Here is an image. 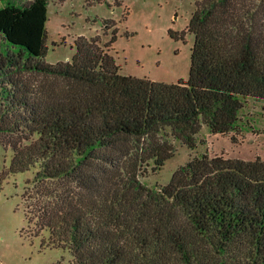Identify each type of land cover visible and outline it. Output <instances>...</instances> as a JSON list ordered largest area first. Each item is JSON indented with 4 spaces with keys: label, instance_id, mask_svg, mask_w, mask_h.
Segmentation results:
<instances>
[{
    "label": "trees",
    "instance_id": "1",
    "mask_svg": "<svg viewBox=\"0 0 264 264\" xmlns=\"http://www.w3.org/2000/svg\"><path fill=\"white\" fill-rule=\"evenodd\" d=\"M47 20L48 0L0 7V38L20 47L0 53V143L11 172L36 169L26 217L43 245L70 264H264V158L204 153L164 185L142 179L204 127L236 132L246 100L264 99V0H195L176 82L121 73L116 29L50 63Z\"/></svg>",
    "mask_w": 264,
    "mask_h": 264
},
{
    "label": "rangeland",
    "instance_id": "2",
    "mask_svg": "<svg viewBox=\"0 0 264 264\" xmlns=\"http://www.w3.org/2000/svg\"><path fill=\"white\" fill-rule=\"evenodd\" d=\"M29 1L0 0V7ZM194 7L195 0H48L45 58L50 63L70 61L77 37L100 35L104 44L116 29L112 53L121 73L164 82L187 79L194 35L186 30ZM19 50L0 38L4 57L17 56ZM199 139L195 149L177 142L175 155L143 181L151 187L164 185L178 167L204 153L247 160L264 158V99L246 100L236 132L215 135L204 127ZM11 158L12 150L0 143V264H70V253L43 245V235L35 234V219L26 217L28 207L34 205L25 187L36 169L13 173L9 170Z\"/></svg>",
    "mask_w": 264,
    "mask_h": 264
}]
</instances>
